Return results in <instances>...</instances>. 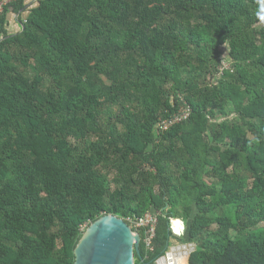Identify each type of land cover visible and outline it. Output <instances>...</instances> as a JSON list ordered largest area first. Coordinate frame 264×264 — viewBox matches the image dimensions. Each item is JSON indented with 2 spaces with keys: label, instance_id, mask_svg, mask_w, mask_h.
<instances>
[{
  "label": "trees",
  "instance_id": "trees-1",
  "mask_svg": "<svg viewBox=\"0 0 264 264\" xmlns=\"http://www.w3.org/2000/svg\"><path fill=\"white\" fill-rule=\"evenodd\" d=\"M26 1L0 18V264H75L105 215L136 264L174 220L187 264H264V0H41L8 36Z\"/></svg>",
  "mask_w": 264,
  "mask_h": 264
},
{
  "label": "water",
  "instance_id": "water-1",
  "mask_svg": "<svg viewBox=\"0 0 264 264\" xmlns=\"http://www.w3.org/2000/svg\"><path fill=\"white\" fill-rule=\"evenodd\" d=\"M141 238L123 219L105 215L85 231L75 253V264H136V254L140 255ZM192 246L188 254L196 250V244L170 246L166 254L154 264H169L172 248Z\"/></svg>",
  "mask_w": 264,
  "mask_h": 264
},
{
  "label": "built area",
  "instance_id": "built-area-1",
  "mask_svg": "<svg viewBox=\"0 0 264 264\" xmlns=\"http://www.w3.org/2000/svg\"><path fill=\"white\" fill-rule=\"evenodd\" d=\"M18 0H0V18L2 17V15L4 14L5 9L10 6L11 4L16 3ZM225 65V68H229V65ZM180 109L178 111L177 114H175L171 119L167 120V119H160L158 125H157V131L162 133L165 131H168L173 125L175 124H179L185 120H187L191 113V107L188 104V102L184 99V98H180ZM175 222V221H173ZM136 223V227L137 228H148L147 230V238L145 240L146 244H147V248L148 249H152V240L155 237V228H156V224H157V216L148 212L147 214H145V216L140 219L135 221ZM174 230V236H178V237H182L181 233L178 234L176 233L174 226H172V231ZM185 231V228H183V233ZM182 233V234H183ZM178 234V235H175Z\"/></svg>",
  "mask_w": 264,
  "mask_h": 264
},
{
  "label": "crops",
  "instance_id": "crops-1",
  "mask_svg": "<svg viewBox=\"0 0 264 264\" xmlns=\"http://www.w3.org/2000/svg\"><path fill=\"white\" fill-rule=\"evenodd\" d=\"M41 0H27L26 6L19 13L10 10L6 16V24L5 31L8 36H15L21 32L22 24L25 22L26 18L29 16L30 11L36 7ZM4 35L0 33V41L3 39ZM180 221V220H176ZM184 225V222L181 221ZM178 235V234H175ZM176 237V236H175ZM178 237V236H177ZM192 248V246H189ZM179 249H183L179 248ZM178 248H172L171 251L176 250L179 251ZM171 256V252H169V257ZM171 259V258H170ZM188 259V258H187ZM171 264V261L169 262Z\"/></svg>",
  "mask_w": 264,
  "mask_h": 264
},
{
  "label": "rangeland",
  "instance_id": "rangeland-1",
  "mask_svg": "<svg viewBox=\"0 0 264 264\" xmlns=\"http://www.w3.org/2000/svg\"><path fill=\"white\" fill-rule=\"evenodd\" d=\"M174 223L175 222H172V225L174 226ZM262 227H264V224H262L261 225ZM183 228H185V224L183 225ZM183 228L179 231V232H177L178 234H180L181 233V235L183 236L184 234H185V231H184V233H183ZM173 232H174V230H173ZM183 233V234H182ZM179 237H176V238H174V239H172V246L174 247V246H178V245H180L181 244V242H179ZM183 247V249L185 250V252H187L186 253V257L188 258V255L187 254H189V252H190V249H191V247H189V246H186V247H184V246H182ZM182 247H179V248H182ZM170 252H172L171 250H170ZM180 255H178V254H173V252L171 253V256H170V261H171V264H177V263H179V264H187L188 263V259L185 257V258H182L180 261H178V257H179ZM163 264V263H162Z\"/></svg>",
  "mask_w": 264,
  "mask_h": 264
},
{
  "label": "bare ground",
  "instance_id": "bare-ground-1",
  "mask_svg": "<svg viewBox=\"0 0 264 264\" xmlns=\"http://www.w3.org/2000/svg\"><path fill=\"white\" fill-rule=\"evenodd\" d=\"M172 252H173V254H178V255L183 256V257H186V253H187V252H185L184 249H179V251L173 250ZM172 252H171V253H172ZM187 255H188V254H187ZM161 264H162V263H161ZM169 264H170V263H169Z\"/></svg>",
  "mask_w": 264,
  "mask_h": 264
},
{
  "label": "clouds",
  "instance_id": "clouds-1",
  "mask_svg": "<svg viewBox=\"0 0 264 264\" xmlns=\"http://www.w3.org/2000/svg\"><path fill=\"white\" fill-rule=\"evenodd\" d=\"M174 221H176V220H174ZM181 221V220H180ZM174 234V233H173ZM177 237V236H176ZM180 238V237H179Z\"/></svg>",
  "mask_w": 264,
  "mask_h": 264
}]
</instances>
